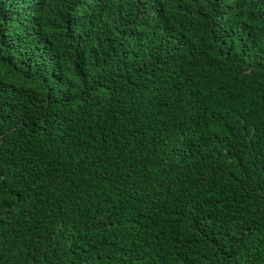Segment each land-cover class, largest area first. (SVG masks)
I'll return each instance as SVG.
<instances>
[{
  "label": "trees",
  "instance_id": "obj_1",
  "mask_svg": "<svg viewBox=\"0 0 264 264\" xmlns=\"http://www.w3.org/2000/svg\"><path fill=\"white\" fill-rule=\"evenodd\" d=\"M0 264H264V0H0Z\"/></svg>",
  "mask_w": 264,
  "mask_h": 264
}]
</instances>
